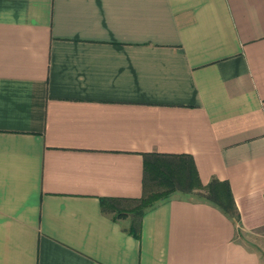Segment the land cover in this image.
<instances>
[{
    "label": "crops",
    "instance_id": "obj_1",
    "mask_svg": "<svg viewBox=\"0 0 264 264\" xmlns=\"http://www.w3.org/2000/svg\"><path fill=\"white\" fill-rule=\"evenodd\" d=\"M144 152L233 211L177 190L134 237L100 197ZM0 264H264V0H0Z\"/></svg>",
    "mask_w": 264,
    "mask_h": 264
},
{
    "label": "trees",
    "instance_id": "obj_2",
    "mask_svg": "<svg viewBox=\"0 0 264 264\" xmlns=\"http://www.w3.org/2000/svg\"><path fill=\"white\" fill-rule=\"evenodd\" d=\"M177 190H196V196L218 206L225 212H232L234 201L227 181L217 178L203 184L198 176L193 157L187 153H143V191L124 208L116 197H100L101 209L113 212V218H126L130 214L127 231L140 237L141 216ZM121 206V207H120Z\"/></svg>",
    "mask_w": 264,
    "mask_h": 264
},
{
    "label": "rangeland",
    "instance_id": "obj_3",
    "mask_svg": "<svg viewBox=\"0 0 264 264\" xmlns=\"http://www.w3.org/2000/svg\"><path fill=\"white\" fill-rule=\"evenodd\" d=\"M132 206L134 205V203L131 204ZM131 205L129 207H131Z\"/></svg>",
    "mask_w": 264,
    "mask_h": 264
}]
</instances>
